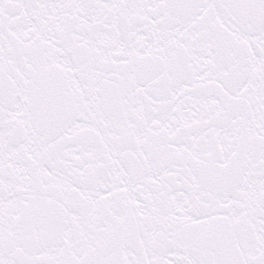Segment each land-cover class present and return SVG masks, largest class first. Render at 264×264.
I'll use <instances>...</instances> for the list:
<instances>
[{"label":"snow or ice","instance_id":"6c2138e0","mask_svg":"<svg viewBox=\"0 0 264 264\" xmlns=\"http://www.w3.org/2000/svg\"><path fill=\"white\" fill-rule=\"evenodd\" d=\"M0 264H264V0H0Z\"/></svg>","mask_w":264,"mask_h":264}]
</instances>
